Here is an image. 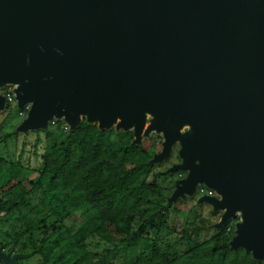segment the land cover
I'll return each mask as SVG.
<instances>
[{
    "label": "water",
    "instance_id": "1",
    "mask_svg": "<svg viewBox=\"0 0 264 264\" xmlns=\"http://www.w3.org/2000/svg\"><path fill=\"white\" fill-rule=\"evenodd\" d=\"M9 85L30 106L18 132L85 118L136 144L162 133L153 162L179 144L170 203L213 189L199 203L223 211L217 228L240 213L230 246L264 264V0H0Z\"/></svg>",
    "mask_w": 264,
    "mask_h": 264
},
{
    "label": "trees",
    "instance_id": "2",
    "mask_svg": "<svg viewBox=\"0 0 264 264\" xmlns=\"http://www.w3.org/2000/svg\"><path fill=\"white\" fill-rule=\"evenodd\" d=\"M56 127L36 131L44 133L34 142L36 150L44 146L36 168L27 164L29 134H5L14 138L16 153L0 156V247L23 255L16 264H113L137 245L143 250L128 264H263L231 248V221L208 240L194 239L210 224L202 204L182 220L186 200L169 202L175 180L166 185L165 179L182 172L160 171L164 161L153 162L162 150L159 135L136 144L133 131L102 130L87 119L73 130ZM23 172L35 173L27 184ZM170 235L181 250L167 244Z\"/></svg>",
    "mask_w": 264,
    "mask_h": 264
},
{
    "label": "rangeland",
    "instance_id": "3",
    "mask_svg": "<svg viewBox=\"0 0 264 264\" xmlns=\"http://www.w3.org/2000/svg\"><path fill=\"white\" fill-rule=\"evenodd\" d=\"M2 90H4V91L6 90V92L14 91V86H12V85L5 86V87L0 89V91H2ZM17 108H18L17 103H15V104H13L11 111H7V108L5 110L0 111V156L5 158V159L13 158L15 153H16V142H15L14 138L12 136H10L7 139V137H5V134H9V133L17 130L18 126L21 124V122L26 117V116H22L21 115V109L19 112ZM149 123L150 122L148 121L147 125ZM50 125L51 124H49V127H50ZM53 126H55V127L59 126V128L61 130H64V131L70 130V126L67 124V122L64 119H57L56 124ZM186 128L187 127H185L184 129H186ZM36 131H43V130L29 131L27 133V134H29V139H30V145H28L26 148L27 157L30 158V163H27V164H31L32 168L33 167L36 168L40 164L39 154H41L44 151L43 144L37 150L34 149V142L36 141V139L38 137H40L41 139H44V133L43 132L37 133ZM153 134L159 135L164 140V136L162 133H156V132L151 133V135H153ZM21 147L22 146L19 145L20 149H21ZM179 149H180V146H179V144H177L174 147L171 155L168 158L161 160V161H164V163L158 168L160 171L166 170V172H168L173 165L181 163V158L179 157V154H178ZM36 151H37V154L35 153ZM176 171H179V170H176ZM181 172H182V174L175 175V176H169V177H166V179H165L166 185L167 184L170 185L169 182L172 180L173 181L175 180L174 183L172 185H170L173 192L176 189L177 181L180 179H183L187 176V172H185V171H181ZM34 175H35V173L31 175V174H26L23 172L19 178L23 179L25 181V184H27L29 179L33 178ZM201 189H204L206 191H213L214 196H218V194L213 189H210L206 185L202 184V185L198 186L196 192L192 196L186 195V197L184 198L186 200V203L180 205V208H181L180 214L182 216V220H183V218L186 219V217H188L190 215L191 209L193 208V205L200 204L199 199L201 198V196L204 195L201 192ZM0 198H2L1 195H0ZM201 204L203 205V209L202 210L200 209V211L203 215V218H205L209 222L210 225H209L208 229H206V230H204V231H202L199 234L194 236V239L197 242H202V241L208 240L212 236H214L218 233L220 228H217L216 224L220 222V220L222 218V214H223V211H214L212 205H210L208 203H201ZM240 220H241V214L240 213H237L234 218L229 220V221H231V225L228 228V230L231 227L234 228L235 229L234 236L236 235L237 223H239ZM180 221H181V219H180ZM197 225H201V223H197ZM169 237H171V238L168 241L166 240L167 244L168 245H175L178 250H181L182 245L177 242V240H178L177 236L170 235ZM143 247L144 246H142V245H137V246H133L131 248H128L127 250H125V253H123L121 256L117 257L114 260L113 264H128L129 261H131V260L133 262L136 259L137 255L140 254V252L143 250ZM0 249H2V248L0 247ZM3 250L7 253L15 254V253L8 251L9 247L7 249H3ZM0 264H3V263L0 261ZM19 264H38V260H36V259L21 260Z\"/></svg>",
    "mask_w": 264,
    "mask_h": 264
},
{
    "label": "built area",
    "instance_id": "4",
    "mask_svg": "<svg viewBox=\"0 0 264 264\" xmlns=\"http://www.w3.org/2000/svg\"><path fill=\"white\" fill-rule=\"evenodd\" d=\"M6 96V99H7V103H17L16 101V97H15V93L14 91H8L6 93H2ZM30 106H26L24 109H21V115L22 116H26L27 115V112L29 110ZM57 122V119H53L51 121V124L52 125H55ZM201 192L204 194V195H211V196H214V193L213 191H206L204 189H201Z\"/></svg>",
    "mask_w": 264,
    "mask_h": 264
}]
</instances>
